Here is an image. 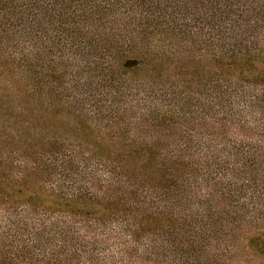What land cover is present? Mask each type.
<instances>
[{"label":"trees","instance_id":"1","mask_svg":"<svg viewBox=\"0 0 264 264\" xmlns=\"http://www.w3.org/2000/svg\"><path fill=\"white\" fill-rule=\"evenodd\" d=\"M6 27L40 72L0 125V264H264V0H0Z\"/></svg>","mask_w":264,"mask_h":264},{"label":"rangeland","instance_id":"2","mask_svg":"<svg viewBox=\"0 0 264 264\" xmlns=\"http://www.w3.org/2000/svg\"><path fill=\"white\" fill-rule=\"evenodd\" d=\"M30 43L22 50L20 44L19 48L16 47L12 29L0 32V125L9 123L10 112L18 103L17 93L31 92L35 88L36 71L40 72V63L35 59Z\"/></svg>","mask_w":264,"mask_h":264}]
</instances>
